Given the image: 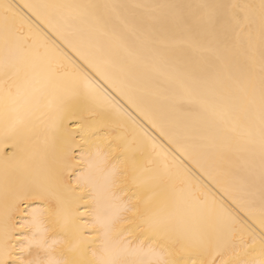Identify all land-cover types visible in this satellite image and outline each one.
Here are the masks:
<instances>
[{
	"label": "snow or ice",
	"instance_id": "1",
	"mask_svg": "<svg viewBox=\"0 0 264 264\" xmlns=\"http://www.w3.org/2000/svg\"><path fill=\"white\" fill-rule=\"evenodd\" d=\"M4 148L0 264H264V0H0Z\"/></svg>",
	"mask_w": 264,
	"mask_h": 264
},
{
	"label": "bare ground",
	"instance_id": "2",
	"mask_svg": "<svg viewBox=\"0 0 264 264\" xmlns=\"http://www.w3.org/2000/svg\"><path fill=\"white\" fill-rule=\"evenodd\" d=\"M15 2L17 4H25V3H54V2H72V0H15ZM94 2H101V0H94ZM189 2H197V0H189ZM60 38L57 36V35H51L50 37V42L51 41H55V42H59ZM69 55L70 56H74L75 54L71 51H69ZM121 103H123L125 105V107H128L129 111H131L133 113L134 116H136L138 119L142 120L143 121V116H141L139 114V112L136 111L135 108H133L131 105H129L126 101L124 100H121ZM143 107V104L141 105ZM70 127H69V131L73 134H77V138L79 139V129L76 127V123L77 121H68ZM145 123V126L154 134V135H157L158 136V133L155 132L154 129L151 128V125H149L147 123V121H144ZM162 143H165V147H167V144L166 142H163ZM0 150H3V151H9L10 149H7V148H4V149H0ZM201 163L204 164V166L206 168H208L209 170H213V174H215L214 172V164L211 160H208V159H204V160H201Z\"/></svg>",
	"mask_w": 264,
	"mask_h": 264
}]
</instances>
